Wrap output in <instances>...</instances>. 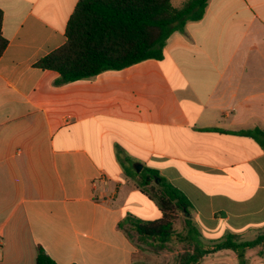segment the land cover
Instances as JSON below:
<instances>
[{"label": "crops", "instance_id": "0c3cea01", "mask_svg": "<svg viewBox=\"0 0 264 264\" xmlns=\"http://www.w3.org/2000/svg\"><path fill=\"white\" fill-rule=\"evenodd\" d=\"M77 1L0 0V264H35L39 246L58 264H140L128 222L162 216L144 167L190 200L173 236L187 245L264 231V146L247 133L264 131V0H208L162 59L58 83L35 62L64 43Z\"/></svg>", "mask_w": 264, "mask_h": 264}, {"label": "trees", "instance_id": "16d2710c", "mask_svg": "<svg viewBox=\"0 0 264 264\" xmlns=\"http://www.w3.org/2000/svg\"><path fill=\"white\" fill-rule=\"evenodd\" d=\"M172 0H78L65 26V41L35 62L42 69L56 71L58 83L95 76L106 70H118L147 59L160 60L164 44L174 31L183 30L188 21L200 20L208 0H184L174 6ZM0 8V57L8 40L2 34ZM264 146V131L247 132ZM138 186L158 205L162 216L153 220H129V228L139 240L166 243L180 235L174 221L181 213L188 227L192 207L187 196L156 169L144 167L138 173ZM197 233V230H193ZM180 237V236H179ZM175 264H197L209 254L233 251L240 264H248V250L264 252V231L245 240L227 234L206 246L187 245ZM35 264H58L38 247Z\"/></svg>", "mask_w": 264, "mask_h": 264}, {"label": "rangeland", "instance_id": "374dc122", "mask_svg": "<svg viewBox=\"0 0 264 264\" xmlns=\"http://www.w3.org/2000/svg\"><path fill=\"white\" fill-rule=\"evenodd\" d=\"M182 1L184 0H172L171 2L174 6H179ZM174 222L175 229H178L179 226L183 224V216L181 215V213L177 214ZM137 238L138 237L134 236L136 246L139 248V252L144 255L143 259H141L140 264H175L176 257L179 255V253L182 252V250H184L186 247H188L184 241L178 240L176 237H173L171 241L166 243L164 249L160 248L158 243H153L151 241H149L148 243ZM253 238H255V234L249 236L247 240ZM234 264H240L239 260L237 259ZM248 264L250 263L248 262Z\"/></svg>", "mask_w": 264, "mask_h": 264}, {"label": "water", "instance_id": "95a60500", "mask_svg": "<svg viewBox=\"0 0 264 264\" xmlns=\"http://www.w3.org/2000/svg\"><path fill=\"white\" fill-rule=\"evenodd\" d=\"M136 171H139L140 170V166H136Z\"/></svg>", "mask_w": 264, "mask_h": 264}]
</instances>
